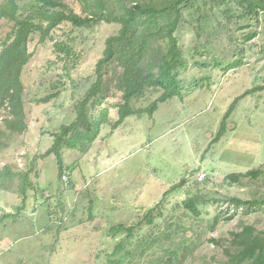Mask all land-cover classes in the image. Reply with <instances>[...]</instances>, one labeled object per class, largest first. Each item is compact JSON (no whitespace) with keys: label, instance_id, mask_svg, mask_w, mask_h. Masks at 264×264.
I'll use <instances>...</instances> for the list:
<instances>
[{"label":"rangeland","instance_id":"374dc122","mask_svg":"<svg viewBox=\"0 0 264 264\" xmlns=\"http://www.w3.org/2000/svg\"><path fill=\"white\" fill-rule=\"evenodd\" d=\"M225 8L203 11L201 39L191 31L181 35L188 63L179 76L184 101L161 104L153 118L131 117L115 131L105 127L87 154L63 149L69 183L60 175L57 157L42 156L55 145L59 129L75 121V103L95 82L106 39L118 27L100 24L88 33L77 31L81 63L72 80L65 77L57 87L62 65L52 67L54 45L40 44L38 36L30 40L34 56L22 78L30 129L0 152V170L8 168L13 174L4 184L0 179V264H110L116 245L128 235L114 236L111 229L122 225L142 226L138 239L127 241L120 256H127L150 232L171 226V233L178 227L180 232L172 241L163 237L164 248L175 250L186 243L189 254L181 253L183 259L169 264H228L225 251L234 250L233 232L246 226L264 232V207L235 208L230 201H264V173L258 179H231L264 171V12L256 21L242 16L243 9L233 2L237 9L229 21ZM11 30L12 24H0V42ZM254 30L257 36L244 43ZM58 36L64 37L63 32ZM236 61L239 66L226 71ZM149 93L134 106L147 108L159 97ZM52 94L59 96L48 104L35 103ZM120 100L121 94L110 102ZM117 114L110 109L114 121ZM25 174L36 190L26 191L23 200ZM194 196L203 199L198 216L182 204ZM159 204L165 216L157 219V227L139 224ZM196 241L204 244L191 243ZM163 254L157 247L149 250L150 258Z\"/></svg>","mask_w":264,"mask_h":264},{"label":"trees","instance_id":"16d2710c","mask_svg":"<svg viewBox=\"0 0 264 264\" xmlns=\"http://www.w3.org/2000/svg\"><path fill=\"white\" fill-rule=\"evenodd\" d=\"M233 2L237 4V8L243 9L242 16L254 18L256 21L264 12L263 2L258 0H3L0 4V24L10 23L12 30L0 42V117L3 120V129H0V152L8 149L9 142L24 136L30 129L22 78L34 56L29 48L30 40L34 36L39 37L40 44L54 45L57 58L52 67L62 65V74L59 75L61 81L56 83L57 87L62 85L65 77L72 80L69 78L72 71L81 63L79 54L82 57L83 54L76 50L77 31L85 30L88 33L100 24L118 27L106 39L103 56L94 69L95 82L84 98L75 103V121L59 129L55 135V145L42 156L47 158L54 154L58 159L60 175L64 176L68 169L64 164L63 149L79 150L87 154L105 127L109 126L115 131L131 117L141 118L148 115L153 118L161 104L175 99L184 101V80L179 76L188 63L184 57L185 41L181 39V35L191 31L198 39L202 38L205 31L201 25L202 16L206 9L214 11L225 5L224 14L231 21V16L237 9L232 8ZM67 26L70 27L68 30L64 28ZM58 31H62L64 37L58 36ZM256 32L254 30L246 35L244 43L255 38ZM209 41L207 37L205 44ZM222 64L218 59L217 65ZM239 64L240 61H236L228 65L226 71L235 69ZM149 91V94L159 97L147 108H136L135 102L147 98ZM119 94L122 95V100L111 103V99ZM58 96L52 94L35 103L48 104ZM111 108L117 110V121L110 117ZM2 139L7 142H2ZM263 173V169H257L234 175L231 179L233 182H238L241 178L258 179ZM11 176L13 174L11 175L10 169L0 170L3 184ZM27 178L29 174L24 175L21 187L23 200L27 198L26 191L35 188L26 181ZM176 188L180 190L181 187ZM202 200L194 196L182 204L198 216V205ZM230 201L235 208L264 207V201H244L237 198ZM164 216L162 204H159L139 224L156 228L155 222ZM232 219L231 216L226 220ZM139 226L122 225L111 229L114 236L122 232H127L128 235L116 245L109 260L110 264H169V260L183 259L181 253L189 254L186 243L180 244L179 249H165L163 237L167 241L174 240L180 227L171 233V226H161L159 231H152L142 241L138 240L132 246L133 250L127 252V256H120L126 249L127 241L138 239ZM231 235V246L234 250L225 251L230 256L228 264H264L263 231L257 232L254 227L246 226L242 232H233ZM208 242L223 246L217 239H209ZM191 243H197L198 247L204 244L200 241ZM155 247L162 250L163 258H150L149 250Z\"/></svg>","mask_w":264,"mask_h":264},{"label":"built area","instance_id":"2783aa9c","mask_svg":"<svg viewBox=\"0 0 264 264\" xmlns=\"http://www.w3.org/2000/svg\"><path fill=\"white\" fill-rule=\"evenodd\" d=\"M63 180H64V181H68V176L65 175V176L63 177Z\"/></svg>","mask_w":264,"mask_h":264},{"label":"clouds","instance_id":"9594fccd","mask_svg":"<svg viewBox=\"0 0 264 264\" xmlns=\"http://www.w3.org/2000/svg\"><path fill=\"white\" fill-rule=\"evenodd\" d=\"M66 176H68V181H65L66 183H69V178H70V173L68 174V175H66ZM63 178V177H62Z\"/></svg>","mask_w":264,"mask_h":264}]
</instances>
